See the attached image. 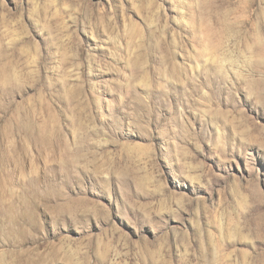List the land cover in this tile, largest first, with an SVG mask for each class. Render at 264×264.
<instances>
[{
  "label": "rangeland",
  "instance_id": "1",
  "mask_svg": "<svg viewBox=\"0 0 264 264\" xmlns=\"http://www.w3.org/2000/svg\"><path fill=\"white\" fill-rule=\"evenodd\" d=\"M0 264H264V0H0Z\"/></svg>",
  "mask_w": 264,
  "mask_h": 264
}]
</instances>
